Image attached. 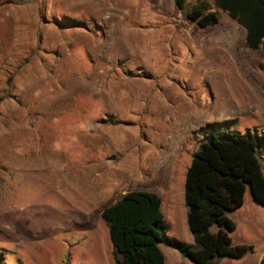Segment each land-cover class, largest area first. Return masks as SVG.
Segmentation results:
<instances>
[{
	"label": "rangeland",
	"instance_id": "374dc122",
	"mask_svg": "<svg viewBox=\"0 0 264 264\" xmlns=\"http://www.w3.org/2000/svg\"><path fill=\"white\" fill-rule=\"evenodd\" d=\"M213 9L201 28L173 0H0L1 264H114L100 212L133 189L193 244L183 184L200 128L264 136L262 50ZM259 154L264 171V141ZM229 215L252 249L215 264H260L264 204L247 190Z\"/></svg>",
	"mask_w": 264,
	"mask_h": 264
},
{
	"label": "trees",
	"instance_id": "16d2710c",
	"mask_svg": "<svg viewBox=\"0 0 264 264\" xmlns=\"http://www.w3.org/2000/svg\"><path fill=\"white\" fill-rule=\"evenodd\" d=\"M189 21L201 28L219 22L213 7L226 12L245 31L247 47L262 50L258 66L264 77V0H173ZM192 153L184 184L188 229L193 244L167 235L161 197L154 191L133 189L123 193L100 212L114 247V264H164L160 244L177 249L193 264H215L223 258H240L252 249L235 244L229 232L235 229L230 213L250 191L264 204V171L259 149L264 136L257 132L218 128L207 124ZM0 258V264H1ZM260 264H264V258Z\"/></svg>",
	"mask_w": 264,
	"mask_h": 264
}]
</instances>
